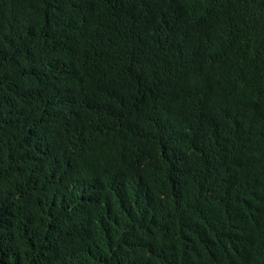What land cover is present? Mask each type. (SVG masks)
<instances>
[{"label": "trees", "instance_id": "1", "mask_svg": "<svg viewBox=\"0 0 264 264\" xmlns=\"http://www.w3.org/2000/svg\"><path fill=\"white\" fill-rule=\"evenodd\" d=\"M0 264H264V0H0Z\"/></svg>", "mask_w": 264, "mask_h": 264}]
</instances>
